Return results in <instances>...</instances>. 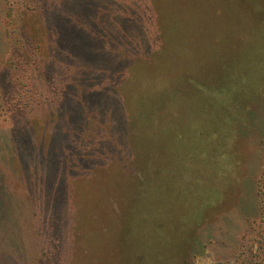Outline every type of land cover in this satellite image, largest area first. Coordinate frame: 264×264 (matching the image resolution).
Listing matches in <instances>:
<instances>
[{
    "label": "rangeland",
    "instance_id": "obj_1",
    "mask_svg": "<svg viewBox=\"0 0 264 264\" xmlns=\"http://www.w3.org/2000/svg\"><path fill=\"white\" fill-rule=\"evenodd\" d=\"M241 1L0 0L3 264H150L154 225L199 211L179 264H264V0Z\"/></svg>",
    "mask_w": 264,
    "mask_h": 264
},
{
    "label": "trees",
    "instance_id": "obj_2",
    "mask_svg": "<svg viewBox=\"0 0 264 264\" xmlns=\"http://www.w3.org/2000/svg\"><path fill=\"white\" fill-rule=\"evenodd\" d=\"M250 3L251 2L248 0H245V1L242 0L240 3V6L241 7H243V6L247 7V6H249L248 4H250ZM13 140H11V141L13 142ZM14 145H15V143L13 142V146ZM6 150H8V149H6ZM8 151L10 152V155H9L10 157L8 159L9 162L12 164H20L21 165V157L19 155L18 150H16L14 147V149H11ZM260 188H261V193L263 192L262 194H264V181L261 182ZM12 197H13V195L11 193H9V192L7 193V191H5L4 189H0V202L2 203L0 208L5 209V207H6L5 204H8V199H10ZM209 199L213 200L212 197H209ZM16 209L18 210V206H16ZM2 213L3 212L1 210L0 211L1 217H2ZM201 215H202V211L194 212L192 217H186V216H188V214L186 216H184L185 220L182 221L181 230L176 232L175 230L172 229L174 232L172 234H170L169 237L165 236V233H166L165 225L163 226V224H160V223H158V225L155 224L154 227L152 228V231L150 230V235L152 233H156L159 237H161L162 239L160 238L161 239L160 243L162 245H164L169 251L166 252V251L160 250V252H158V254H155L156 255L155 258L152 257L150 255L149 251L153 250L154 243H153V239L149 236V241H151L152 244L150 242H149V244H147L149 246H148L147 253L145 252V254H147V256L150 258V260H151V261H149L150 264H179V262L182 258V257L181 258H179V257L184 252V247H182V242L187 243V242H190V239L193 240V238L191 237L192 236V228L199 225V220H200ZM1 217H0V221L2 219ZM208 223H209V221H208ZM181 240H182V242H180ZM156 246L157 245L155 244V248H156ZM4 251L5 250L0 247V264H3V260L5 257V254H6V253H4ZM175 251H177V253ZM177 258H179V259H177ZM38 259H39L38 261H41L42 256H39Z\"/></svg>",
    "mask_w": 264,
    "mask_h": 264
}]
</instances>
